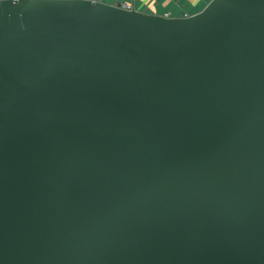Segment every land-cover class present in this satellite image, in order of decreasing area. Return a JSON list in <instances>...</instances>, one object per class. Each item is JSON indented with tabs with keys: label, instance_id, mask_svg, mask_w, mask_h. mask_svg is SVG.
<instances>
[{
	"label": "water",
	"instance_id": "water-1",
	"mask_svg": "<svg viewBox=\"0 0 264 264\" xmlns=\"http://www.w3.org/2000/svg\"><path fill=\"white\" fill-rule=\"evenodd\" d=\"M0 264H264V0H0Z\"/></svg>",
	"mask_w": 264,
	"mask_h": 264
},
{
	"label": "crops",
	"instance_id": "crops-1",
	"mask_svg": "<svg viewBox=\"0 0 264 264\" xmlns=\"http://www.w3.org/2000/svg\"><path fill=\"white\" fill-rule=\"evenodd\" d=\"M138 2L140 8H145L153 12L158 9H168L176 13H190L197 11L206 0H134Z\"/></svg>",
	"mask_w": 264,
	"mask_h": 264
},
{
	"label": "built area",
	"instance_id": "built-area-1",
	"mask_svg": "<svg viewBox=\"0 0 264 264\" xmlns=\"http://www.w3.org/2000/svg\"><path fill=\"white\" fill-rule=\"evenodd\" d=\"M91 1H93V2H102V0H91ZM112 5H114L116 7H119L121 9H124V10H128V11L136 9L134 0L122 1V2H119L117 4H112ZM167 15L168 14H165V16H167Z\"/></svg>",
	"mask_w": 264,
	"mask_h": 264
},
{
	"label": "rangeland",
	"instance_id": "rangeland-1",
	"mask_svg": "<svg viewBox=\"0 0 264 264\" xmlns=\"http://www.w3.org/2000/svg\"><path fill=\"white\" fill-rule=\"evenodd\" d=\"M102 1H104V2H106V3L117 4V3H119V2H122V1H129V0H102ZM205 3H206V2H205ZM201 7H202V6H201ZM135 8H136V9H145V8H140L138 2H135ZM163 10H164V9H158V12L163 11Z\"/></svg>",
	"mask_w": 264,
	"mask_h": 264
}]
</instances>
